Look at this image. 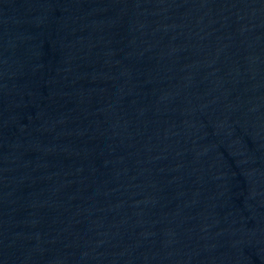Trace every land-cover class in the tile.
Instances as JSON below:
<instances>
[{"label":"water","instance_id":"water-1","mask_svg":"<svg viewBox=\"0 0 264 264\" xmlns=\"http://www.w3.org/2000/svg\"><path fill=\"white\" fill-rule=\"evenodd\" d=\"M0 210L39 264H264V0H0Z\"/></svg>","mask_w":264,"mask_h":264}]
</instances>
